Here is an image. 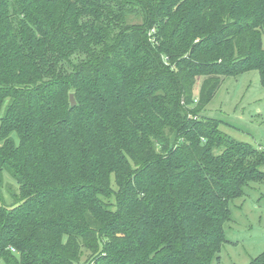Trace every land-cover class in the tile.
Masks as SVG:
<instances>
[{
  "label": "trees",
  "instance_id": "1",
  "mask_svg": "<svg viewBox=\"0 0 264 264\" xmlns=\"http://www.w3.org/2000/svg\"><path fill=\"white\" fill-rule=\"evenodd\" d=\"M251 71L264 0H0V264H214L264 149L201 112Z\"/></svg>",
  "mask_w": 264,
  "mask_h": 264
},
{
  "label": "rangeland",
  "instance_id": "2",
  "mask_svg": "<svg viewBox=\"0 0 264 264\" xmlns=\"http://www.w3.org/2000/svg\"><path fill=\"white\" fill-rule=\"evenodd\" d=\"M201 82L198 79L195 85V96ZM201 116L220 120L219 129L228 137L264 149V87L259 73L227 78ZM247 192L230 204L231 220L225 224L227 242L214 264H249L264 252V183L252 184ZM3 193L11 202L7 189Z\"/></svg>",
  "mask_w": 264,
  "mask_h": 264
},
{
  "label": "water",
  "instance_id": "3",
  "mask_svg": "<svg viewBox=\"0 0 264 264\" xmlns=\"http://www.w3.org/2000/svg\"><path fill=\"white\" fill-rule=\"evenodd\" d=\"M71 104H72V106H75V104H76V101H75V98L73 95H71Z\"/></svg>",
  "mask_w": 264,
  "mask_h": 264
}]
</instances>
